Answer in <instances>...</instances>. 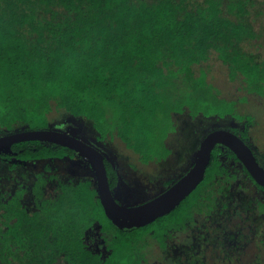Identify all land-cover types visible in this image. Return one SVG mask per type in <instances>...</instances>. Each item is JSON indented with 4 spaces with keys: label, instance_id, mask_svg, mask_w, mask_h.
Wrapping results in <instances>:
<instances>
[{
    "label": "trees",
    "instance_id": "1",
    "mask_svg": "<svg viewBox=\"0 0 264 264\" xmlns=\"http://www.w3.org/2000/svg\"><path fill=\"white\" fill-rule=\"evenodd\" d=\"M262 38L264 0H0V127H50L51 111L65 109L91 120L98 140L118 137L141 162L167 160L175 114L244 117L210 79L205 63L213 54L230 80L241 78L248 92L264 96ZM221 151L213 149L205 177L178 206L132 229L107 216L96 178L63 182L54 197L44 191L42 172L32 184L18 179L16 188L0 189V264H172L163 255L176 231L189 232L202 217L201 231L211 230L218 202L221 212L228 208L219 177L226 174L230 186L236 176ZM0 155L22 162L81 156L40 140ZM105 160L117 198L120 175ZM252 198L264 212V196ZM232 215L229 209L227 220ZM100 239L103 249L94 245ZM205 241L188 264L203 262ZM256 257L252 264H264L261 252Z\"/></svg>",
    "mask_w": 264,
    "mask_h": 264
},
{
    "label": "rangeland",
    "instance_id": "2",
    "mask_svg": "<svg viewBox=\"0 0 264 264\" xmlns=\"http://www.w3.org/2000/svg\"><path fill=\"white\" fill-rule=\"evenodd\" d=\"M262 41L264 43V38ZM259 48L264 56V44ZM205 66L210 69V79L220 90L221 96L236 100V111L244 117L239 119L227 115L224 118H218L216 115L206 116L203 114L192 117L186 112L175 114L177 126L175 130L170 132L167 139L174 150V154L165 161L141 162L138 159L139 155L128 149L118 137L98 140V132L93 127L91 120L85 117H75L65 109L55 108L51 111L49 114L50 127L71 132L85 141L93 143L103 151L120 175L121 186L116 191V196L122 203L129 200L133 204L139 203L156 193L161 186H166L170 180L174 182L178 179L177 177L186 172L193 164L203 136L215 128L225 127L240 134L245 131L247 142L257 152L261 163L264 165V96L248 92L244 88V82L241 78L230 80L228 68L214 54L205 63ZM25 126L24 123H21L15 130H23ZM7 131L0 127V135ZM221 148L229 152L225 146L222 145ZM223 152L226 153L223 160L229 173L236 171V168L231 165L232 154L227 156L229 153ZM12 162L16 164L14 168L10 166ZM38 172H42L47 178L44 191L50 197H54L60 192L63 182H77L80 179L95 178L91 165L81 156L22 162L16 159H7L0 155V189H14L18 186L20 179L32 184ZM25 174L28 175L27 178L24 177ZM225 176L226 174L219 177L218 184L220 186L224 184V187L226 186L227 182L223 180ZM248 178L243 174L239 181L236 179L233 182L232 189L223 187L226 194L221 192V200L227 202L228 208L221 212L219 208L223 204L222 201L218 202L216 211L209 218L212 229H202L207 238L202 239L201 237L200 225L203 218H206L202 217L199 224L190 227L189 232L176 231L170 238V245L164 252V260L172 261V264H188L193 259H197L193 250L201 249V241L204 240L206 241L202 242L201 251L205 257L201 264H218V262L221 264H252L255 263L258 253L261 252L264 255V213H257L252 203L254 199L252 193L264 195V192L253 183L247 184L246 182H251ZM237 182H244L248 187L251 185L253 189L235 186ZM218 187L219 185L216 189ZM27 197L28 204H33L31 194H28ZM235 207L239 212L242 211L244 216H238L241 220L240 224H233L231 227L230 222L223 217L225 218L229 209ZM228 225L231 227V231L227 234L225 230H229ZM247 227L252 231L248 232ZM221 238L227 240L223 242ZM94 245L97 249H103V239L95 242ZM156 252L155 250V256H157ZM218 253L224 255L220 261H217L216 254ZM198 258L201 259V254ZM152 264H163V258L159 260L154 258Z\"/></svg>",
    "mask_w": 264,
    "mask_h": 264
},
{
    "label": "water",
    "instance_id": "3",
    "mask_svg": "<svg viewBox=\"0 0 264 264\" xmlns=\"http://www.w3.org/2000/svg\"><path fill=\"white\" fill-rule=\"evenodd\" d=\"M26 140L65 145L85 158L94 170L98 195L107 216L117 226L126 229L149 224L178 206L205 177L212 151L219 144L231 149L255 180L264 186V166L260 164L252 147L239 134L224 127L212 129L203 137L193 164L173 184L150 199L135 204L117 200L110 185L105 155L93 143L58 128H25L0 135V152L11 151L14 143Z\"/></svg>",
    "mask_w": 264,
    "mask_h": 264
},
{
    "label": "flooded vegetation",
    "instance_id": "4",
    "mask_svg": "<svg viewBox=\"0 0 264 264\" xmlns=\"http://www.w3.org/2000/svg\"><path fill=\"white\" fill-rule=\"evenodd\" d=\"M225 128V127H224ZM234 131V130H233ZM8 132V131H7ZM6 132V133H7ZM235 132V131H234ZM237 133V132H236ZM5 134V133H4ZM237 134H239L246 142H247V139H246V137L245 136H243L242 134H240V133H237ZM3 135V134H2ZM204 137V136H203ZM248 143V142H247ZM249 145H250V143H248ZM13 146V145H12ZM218 146V145H217ZM219 146L221 147L222 146V144H219ZM224 146V145H223ZM251 146V145H250ZM226 147V146H225ZM252 147V146H251ZM228 150H229V148L228 147H226ZM222 149V148H221ZM252 149H253V147H252ZM223 151H226L227 153H229L227 156H229L230 154H231V151L229 150V152L227 151V150H223L222 149V151H221V153H220V159L222 160V162H223V164L224 165H226V163L224 162V160H223V157L224 156H226V153L225 152H223ZM253 151H254V153H255V155H256V157H257V159L259 160V162H260V164L261 165H263L262 163H261V161H260V158L258 157L259 155L257 154V152L253 149ZM235 154V153H234ZM162 161H165V160H162ZM231 165H232V167H235L236 168V171H234V172H232V173H230V174H234L236 177H235V180L234 181H236V179L239 181V179L243 176V174H244V176L246 175V176H248L249 178L248 179H250V181L251 182H246L247 184H250V183H253L254 185H256L258 188H260V190H262L263 192H264V186H262L261 184H259L256 180H255V178L253 177V175L251 174V172L245 167V165L243 164V162L236 156V155H232V157H231ZM264 166V165H263ZM227 167V166H226ZM227 170H228V168H227ZM229 171V170H228ZM185 173V172H184ZM184 173H181V175L180 176H182ZM249 173L251 174V176L254 178V180H255V182L257 183H254L253 181H252V179H251V177L249 176ZM179 176V177H180ZM179 177H177V178H179ZM177 180V179H176ZM175 180V181H176ZM233 180V179H232ZM174 181V182H175ZM173 182V183H174ZM172 183V184H173ZM239 183L240 182H237L236 184H235V186H239V187H241V188H246V187H248V185L246 184V183H244V182H241V184L239 185ZM258 184L259 185H261L262 187H260V186H258ZM167 186V185H166ZM161 186V188H159L158 189V191L156 192V193H154L152 196H149L148 198H146V199H144V200H142L141 202H143V201H146V200H148V199H150L151 197H153V196H155V195H157V194H159L160 192H162L164 189H166L167 187H169V186ZM226 187H229V189H232L233 188V183H231L230 182V186L227 184L224 188H226ZM244 188V189H245ZM248 189L250 190V189H253L252 188V186L251 185H249V187H248ZM224 190V189H223ZM254 194V193H253ZM259 195H262V194H259ZM264 196V195H263ZM141 202H139V203H141ZM135 204V203H134ZM221 208V207H220ZM220 208H219V210H220ZM233 211V215L231 216V218H232V220H228L229 222H230V224L229 225H231V227H233V224H240V222H241V220H240V217H242V216H240V217H238L239 215H238V209H237V207H235L234 209H231V212ZM257 211V210H256ZM235 212V213H234ZM257 213H259V214H263L264 212H259V211H257ZM223 219H225V220H227L228 218L225 216V218L223 217ZM242 219H244V218H242ZM237 220H239V223H237ZM228 225V226H229ZM229 228H230V226H229ZM228 228V229H229ZM247 229H248V232L249 231H252L249 227H247ZM225 230V229H224ZM224 230H223V232H224ZM229 231L230 230H228V231H226L225 230V233L227 232V234L229 233ZM247 232V233H248ZM201 237L202 238H207V236H206V233H204L203 231H201ZM219 239V238H218ZM222 239V241L223 242H225V240H227V239H223V238H221Z\"/></svg>",
    "mask_w": 264,
    "mask_h": 264
},
{
    "label": "crops",
    "instance_id": "5",
    "mask_svg": "<svg viewBox=\"0 0 264 264\" xmlns=\"http://www.w3.org/2000/svg\"><path fill=\"white\" fill-rule=\"evenodd\" d=\"M172 154H174V152Z\"/></svg>",
    "mask_w": 264,
    "mask_h": 264
}]
</instances>
